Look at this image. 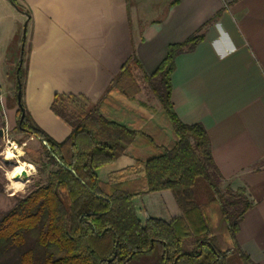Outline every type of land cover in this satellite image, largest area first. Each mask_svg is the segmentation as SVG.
<instances>
[{"label": "crops", "instance_id": "crops-1", "mask_svg": "<svg viewBox=\"0 0 264 264\" xmlns=\"http://www.w3.org/2000/svg\"><path fill=\"white\" fill-rule=\"evenodd\" d=\"M193 35L202 38L174 58L173 108L182 122L205 128L221 187L245 190L251 206L236 240L252 262L264 264V0H0V130L7 137L23 134L14 102L20 63L21 100L36 125L64 140L71 127L51 110L53 96L84 98L137 131L124 153L96 169L97 178L113 186L142 178L136 161L175 141L142 77L156 70L170 44ZM131 57L137 63L127 95L116 79ZM124 170L131 172L116 176ZM133 205L142 223L182 214L168 189L137 195Z\"/></svg>", "mask_w": 264, "mask_h": 264}, {"label": "trees", "instance_id": "trees-1", "mask_svg": "<svg viewBox=\"0 0 264 264\" xmlns=\"http://www.w3.org/2000/svg\"><path fill=\"white\" fill-rule=\"evenodd\" d=\"M201 38L193 35L170 44L156 70L142 77L169 118L175 141L162 152L136 161L143 167L142 178L114 186L100 181L96 169L124 153L137 131L107 119L84 98L56 93L50 108L71 132L55 141L36 125L22 100L17 102L19 89L22 95L18 66L16 127L41 144L42 154L31 160L38 171L51 169L44 182L16 199L0 217V264H6L1 260L4 255L20 252L29 236L34 245L21 251L16 264H256L236 240L241 218L251 206L245 190L222 189L205 128L182 122L171 101L174 58L193 49ZM136 63L131 57L116 79L118 89L127 95L131 93L127 87L135 82L131 72ZM128 171L116 176L124 178ZM166 189L181 216L169 222L148 217L142 223L133 198Z\"/></svg>", "mask_w": 264, "mask_h": 264}, {"label": "rangeland", "instance_id": "rangeland-1", "mask_svg": "<svg viewBox=\"0 0 264 264\" xmlns=\"http://www.w3.org/2000/svg\"><path fill=\"white\" fill-rule=\"evenodd\" d=\"M142 89H144V93L146 95H152L151 90L147 86L143 87ZM13 91L14 88L12 92ZM79 104L83 105L85 103L83 101H79ZM16 130L19 131L17 128ZM6 134L7 132L4 130L3 135L0 136V217L13 206L16 199L25 196L29 191L33 190L37 184L44 182L48 170L51 169L50 167H47L44 171L39 172L37 165H35L31 161L35 158H38L43 152L41 144L38 140H36L35 138L29 140V137L24 133L13 134L10 137H7ZM13 143H15L18 149L21 150V153H17L16 150V152L14 153L15 156L8 157L5 152L8 148H11L13 150ZM25 162H28L29 164ZM32 167L33 169L29 171L27 177L23 178L24 181L21 182V187L16 192H14V190H11L9 187V183L16 178L17 174L22 169L27 170L29 168L31 169ZM222 189L224 190L225 187H222ZM33 245L34 240L29 236L20 252L4 255L1 260L6 261V264H16L17 257H19L21 251L32 248ZM35 253L36 255H39L38 251H36Z\"/></svg>", "mask_w": 264, "mask_h": 264}, {"label": "bare ground", "instance_id": "bare-ground-1", "mask_svg": "<svg viewBox=\"0 0 264 264\" xmlns=\"http://www.w3.org/2000/svg\"><path fill=\"white\" fill-rule=\"evenodd\" d=\"M12 147L17 150V152H20V149H18L17 145L15 143L12 144ZM7 156L13 157L15 156L14 151L11 148H8L6 151ZM29 174V171L22 169L16 176L14 180H12L9 183V187L11 190H14L16 192L19 189V186L21 185V182L24 181L23 178Z\"/></svg>", "mask_w": 264, "mask_h": 264}, {"label": "water", "instance_id": "water-1", "mask_svg": "<svg viewBox=\"0 0 264 264\" xmlns=\"http://www.w3.org/2000/svg\"><path fill=\"white\" fill-rule=\"evenodd\" d=\"M19 66H21V64L19 65ZM18 86H20V81L18 80ZM16 97H17V102H18V104H20V100H21V91H20V89L17 91V94H16ZM21 119H22V117H23V109H21ZM0 135H3V131L2 130H0ZM47 148H49V145H48V143H47V141H45V140H42L41 141Z\"/></svg>", "mask_w": 264, "mask_h": 264}]
</instances>
